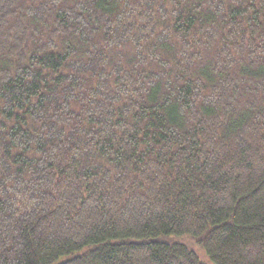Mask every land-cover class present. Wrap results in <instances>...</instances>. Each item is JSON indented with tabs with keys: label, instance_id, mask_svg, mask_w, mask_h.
Returning a JSON list of instances; mask_svg holds the SVG:
<instances>
[{
	"label": "trees",
	"instance_id": "trees-1",
	"mask_svg": "<svg viewBox=\"0 0 264 264\" xmlns=\"http://www.w3.org/2000/svg\"><path fill=\"white\" fill-rule=\"evenodd\" d=\"M0 264H264V0H0Z\"/></svg>",
	"mask_w": 264,
	"mask_h": 264
}]
</instances>
